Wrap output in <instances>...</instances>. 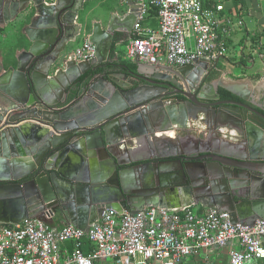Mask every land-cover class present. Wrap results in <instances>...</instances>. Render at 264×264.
<instances>
[{
    "label": "water",
    "instance_id": "water-1",
    "mask_svg": "<svg viewBox=\"0 0 264 264\" xmlns=\"http://www.w3.org/2000/svg\"><path fill=\"white\" fill-rule=\"evenodd\" d=\"M82 1L0 0L6 17L32 13L26 32L40 28L38 35H28L30 43L12 64L7 68L0 64V222L43 220L56 213L70 221L65 204L75 203L78 217L90 214V224L102 208L135 213L145 206H160L171 193L168 188L187 182L188 190L204 187L197 198L187 189L182 194L175 188L173 192L188 204L226 211L233 223L252 225L264 219V113L233 101L212 102L210 115L189 113L186 105L215 99L204 93L184 95L180 102L156 100L161 89L154 85L161 75L183 80L194 92L200 76L216 64L206 59L183 67L135 59V71L127 74L145 81L136 87L124 72H112L107 79L103 74L89 75L107 62L114 37L129 34L136 16L111 14L103 25L92 23L86 38L95 46V58L77 62L70 46L83 33V24L77 21ZM146 67L152 68L150 79ZM82 76L78 94L66 102ZM221 87L244 100L234 85ZM207 117L215 119L209 125L216 138L211 147L182 151L177 138L176 145L167 147L172 153L157 154L162 139L154 136L156 132L188 130L190 121L204 123ZM223 130L244 137L243 156L233 152L238 142L216 135ZM143 142L148 149L138 150ZM199 142L204 140L193 139L190 146ZM72 149L85 158L78 177L62 174L53 164L57 153ZM88 165L93 167L91 175ZM71 224L80 229L89 225L80 220Z\"/></svg>",
    "mask_w": 264,
    "mask_h": 264
},
{
    "label": "built area",
    "instance_id": "built-area-1",
    "mask_svg": "<svg viewBox=\"0 0 264 264\" xmlns=\"http://www.w3.org/2000/svg\"><path fill=\"white\" fill-rule=\"evenodd\" d=\"M138 10L125 44L132 62L183 67L198 59L217 62L230 53L229 39L242 16L225 13V0H118ZM155 12L156 25L146 19ZM249 54H257L250 46ZM87 38L72 51L77 62L95 58ZM258 55V54H257ZM194 205L145 206L135 213L102 208L86 229L55 226L53 216L0 222V264H179L201 251L230 247L228 264H264V219L233 223L226 211Z\"/></svg>",
    "mask_w": 264,
    "mask_h": 264
},
{
    "label": "crops",
    "instance_id": "crops-1",
    "mask_svg": "<svg viewBox=\"0 0 264 264\" xmlns=\"http://www.w3.org/2000/svg\"><path fill=\"white\" fill-rule=\"evenodd\" d=\"M94 1L95 0H83L82 2L83 10L78 12V16L83 24V33L71 44V52L87 37L92 23L97 21L103 25L111 14L124 15L129 13L133 16L137 14L138 4L133 2L121 4L118 0H115L117 4L110 5L108 0ZM204 4L208 6L209 0H204ZM104 6H106V9L102 11L100 16H98L97 13L93 14L97 9ZM224 6L227 15L231 16L237 13L242 16L243 27L241 30L235 31L228 41L231 50L230 53H232L233 56H227L217 62L222 70L221 72H223L222 75L226 77L229 82L234 84L237 90H245L250 94L255 90H264V0H225ZM31 15L32 13H29V15H27V13H22L13 16L11 13H8V17H6L5 13L0 12V64H3L4 68L12 64L10 61L14 59V56L30 43L28 35L30 37L38 35L37 31H39V27H32L31 30L29 29L30 32H26V28H30L28 26L31 22ZM146 24L152 27L155 26V15H148ZM129 34L119 38L121 41L118 40L115 43V57L113 59L120 57L118 47L126 44ZM252 45L257 49L258 55L255 54L251 56V54H249L248 49ZM125 61L132 62L131 60ZM104 77L106 78V76ZM94 93H98V91L95 90ZM188 126L189 141L193 144V139H197V136L205 131L204 124L191 121ZM181 134V132L167 130L156 132L154 136L162 139L158 143L159 147L168 149L167 147H169V145L174 146L177 144V138L180 139ZM82 158L85 159L80 152L73 149L67 150L63 153H57L53 160V164L62 174L78 177L79 173H77V171L80 170ZM86 171L90 173L88 175H91L93 167L91 168V166H89V169L87 168ZM168 194V197L164 200V204L160 206L176 208L188 204L185 197L178 191L168 192ZM65 205L70 221L67 220L66 215L62 214L53 218V224L55 226L71 224V221L75 222L77 220H80L83 224H89V213L85 217H78L76 209L77 204ZM194 206L200 211L204 209V206L199 204ZM230 247H238L237 241L223 248L211 251L203 250L195 256L182 260L179 264H228V251ZM99 264L112 263L106 260Z\"/></svg>",
    "mask_w": 264,
    "mask_h": 264
},
{
    "label": "flooded vegetation",
    "instance_id": "flooded-vegetation-1",
    "mask_svg": "<svg viewBox=\"0 0 264 264\" xmlns=\"http://www.w3.org/2000/svg\"><path fill=\"white\" fill-rule=\"evenodd\" d=\"M81 5H82V3H81ZM76 6H77V3H76ZM82 9H83V7H82ZM77 19H78V17H77ZM77 21L80 24V20L78 19ZM217 62H214L216 64L212 63L214 65L211 66L209 68V70L205 71L200 76L199 82H198V84L196 86V90L194 92L189 90L188 85L183 80L178 79V78L173 79L172 77H169L166 75H161L160 76L161 80H156L155 85H154L159 90L161 89L160 90V97H158V99H156V100L161 101V102L166 101L167 103H169V101H171L173 99H175L176 101L186 99L184 97V95L188 98H191L194 96L196 97L199 93H204L206 96L212 97L215 99L213 101L199 100V102H201L200 104L186 105L189 113H193L194 111H202V112L206 111L207 113H209L210 112V110H209L210 104L212 102H225V101H233V102L243 103V104L251 106L254 109H258V111H261L264 113V90H259V91L255 90L253 93L250 94V93L246 92L245 90L239 89L238 93H239L240 97L244 98V100L239 98L238 96L226 91L225 89H223L221 87V85L227 86L229 84H231V85H234V84L229 82V80H227L226 77H223V75H222L223 72H221L222 70L218 66ZM151 69L152 68H148V67H146L144 69V73L149 74V75H147V74L145 75L146 78L150 79L151 75L153 74ZM121 70L124 71V73L126 75L125 77L131 82L133 87L145 84V81L143 79L130 77L127 74L128 71H132V70H128L127 68H125V69L121 68ZM82 77L80 79H82ZM80 79L77 81L76 85H78ZM211 91H213V92H211ZM245 99L248 100L249 102L246 101ZM210 114L211 113H209V115ZM203 120H204L203 121L204 123H200V122L199 123L200 124L207 123L208 126L211 125V123H213L215 121L214 118H209V117L204 118ZM218 120H219V118H218ZM228 121H230V120H228ZM154 122L156 125H159L161 121L160 122L154 121ZM229 124H231V122ZM204 128H205V131L201 132V134H199L197 136L198 139H202V140H204V142L203 143L199 142L197 144V147L194 148V147L190 146L191 145L190 141H186L187 138H188V140L190 139L189 130H176L174 127H172L173 131H175V132L177 131L179 133L180 132L182 133L181 138H180L181 143H180L179 149L182 151H189V150L193 151V150H201V149L204 150V149L208 148V146L211 147V144L213 143L212 142L213 139H216L215 137L212 136L213 132H214L213 128H212V126H209V127L204 126ZM220 134H218L216 132V135H219L221 138H226L227 140H232V141L238 142V146H236V148L233 150V152L236 155L243 156L246 153L245 151L247 150L246 149L247 147H246V144H244L245 139L242 135H239L237 133L236 134H230L229 132H225V131H221ZM231 136H234L235 138H231ZM181 145H184V146H181ZM126 146L128 147V146H133V145L129 142H126ZM159 148H161V147H159ZM147 149H148V147H146V143L143 142L142 144H140L138 150L144 151ZM172 152H173V149H171V148H168V149L161 148L157 152V154L158 155H160V154L164 155L166 153H172ZM243 152H245V153H243ZM167 159H171V158L167 157L166 160ZM131 165H134V164H131ZM174 166L175 165H173V167ZM179 181H181V180L179 179ZM189 185H191V184L189 182H187L186 184H183V186L181 185L182 187H174V188L170 187V188H168V190L170 192H173L175 190V188H177V189H179V191L182 194H184L185 190L187 189V186H189ZM180 188H182L184 190H181ZM202 188H204V187H194V188L190 187V189L189 190L187 189L186 192L189 196H193L194 193L197 194L194 196L197 198V197H199L198 194L202 192L201 191ZM190 199H192V198H190ZM134 204H137V203H134ZM198 204L197 203H191V204H186V205H198ZM199 205H201V204H199ZM137 206H138V204H137ZM59 215H60L59 213H56L55 215H53V218L57 217Z\"/></svg>",
    "mask_w": 264,
    "mask_h": 264
},
{
    "label": "trees",
    "instance_id": "trees-1",
    "mask_svg": "<svg viewBox=\"0 0 264 264\" xmlns=\"http://www.w3.org/2000/svg\"><path fill=\"white\" fill-rule=\"evenodd\" d=\"M150 15L154 16L155 15V12L154 11H151L150 12ZM118 40H119L118 37H114V42L112 44L111 51H110V54H109V57H108L107 62L101 64L94 71H92V72L89 71L88 72L89 75L96 76V75L103 74V76H107L108 74H110L112 72H124V71L121 70V67L127 68L128 70L135 71L136 64L134 62L122 60L120 57H117L116 59H113L115 57L114 45H115V43ZM82 79H83V77H82ZM82 79H80V80H82ZM79 87H80V81H79V84L77 86H75L71 90V93L67 97L66 102L71 101L78 94Z\"/></svg>",
    "mask_w": 264,
    "mask_h": 264
},
{
    "label": "rangeland",
    "instance_id": "rangeland-1",
    "mask_svg": "<svg viewBox=\"0 0 264 264\" xmlns=\"http://www.w3.org/2000/svg\"><path fill=\"white\" fill-rule=\"evenodd\" d=\"M96 2H97V0H95ZM94 1V2H95ZM108 3L110 4V5H113V4H115L116 3V1L115 0H108ZM117 4V3H116ZM109 5V6H110ZM110 8V7H109ZM106 9V6H104V7H100L99 9H97V11H95L93 14H98V16H100V14L102 13V11L103 10H105ZM111 9V8H110ZM118 52L120 53V57L123 59V60H131L128 56H127V54H126V46L125 45H122V46H120V47H118ZM227 56H233V54L232 53H227Z\"/></svg>",
    "mask_w": 264,
    "mask_h": 264
}]
</instances>
